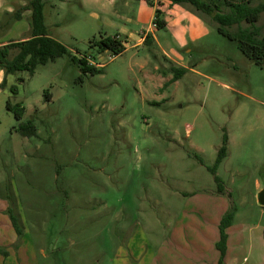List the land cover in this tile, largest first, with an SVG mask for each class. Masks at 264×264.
Returning a JSON list of instances; mask_svg holds the SVG:
<instances>
[{
	"label": "rangeland",
	"instance_id": "374dc122",
	"mask_svg": "<svg viewBox=\"0 0 264 264\" xmlns=\"http://www.w3.org/2000/svg\"><path fill=\"white\" fill-rule=\"evenodd\" d=\"M209 1L215 11L230 10L223 0ZM25 2L13 0L12 7ZM43 3L48 33L71 53L95 51L89 41L99 33L135 27L126 17L141 13L148 22L152 15L141 0ZM30 15L10 20L12 26L4 16L0 44L29 37ZM200 15L207 33L190 52L157 29L151 46L128 43L119 55L96 54L103 68L95 75H82L66 54L33 75L7 76L0 90V264H188L186 254L207 250L230 211L243 264H264V207L257 202L264 183V66ZM240 25L260 38L264 11ZM240 25L225 28L235 34ZM170 45L186 71L158 90L154 79L172 76V64L181 67L164 59ZM7 99L24 107L21 119L6 109ZM28 120L35 134L23 136L17 127ZM223 135L227 154L213 173Z\"/></svg>",
	"mask_w": 264,
	"mask_h": 264
},
{
	"label": "trees",
	"instance_id": "16d2710c",
	"mask_svg": "<svg viewBox=\"0 0 264 264\" xmlns=\"http://www.w3.org/2000/svg\"><path fill=\"white\" fill-rule=\"evenodd\" d=\"M151 3L150 0H145ZM173 3L179 4H189L196 12L199 14H206L210 17L211 21L217 24L216 30L221 35L227 37L228 39L236 41L239 50L245 54L253 63L263 67L264 66V35L257 38L253 31H249L248 28L242 27L240 24L242 21L247 23H253L257 20L259 13L264 11V2L259 3L253 7H244V5L250 0H223L225 5L229 6L228 13H221L215 11L214 7L217 5L210 4L209 0H170ZM44 3L43 0H26L23 5H19L14 8L11 17L14 19H20L21 13L25 10H30V24L31 33L30 36L22 40H9L6 43L0 44V69L4 73V77L0 82V88L4 87L6 84V76L8 74H14L19 71H26L29 75H33L37 66L44 65L48 62H53L63 55H68L70 61L76 64L81 70L82 75H95L102 72L101 67H97L88 61V58H94L95 54L102 51H109L113 55H118L124 50V44L121 40L117 38V35H104L99 33V37H93L90 39L89 44L95 51L71 53L69 49L58 39L51 36L47 28L44 25V13H43ZM156 17L154 22L157 28H163L165 26V21L159 17V10H155ZM240 25L237 28L235 34L229 32L225 26L228 25ZM246 38V39H245ZM16 49L13 55H10L11 50ZM173 75L168 83L173 82L180 78L186 71L182 67L172 68ZM82 75L78 77V81L82 82ZM21 77L18 81H22ZM16 86H11L10 91L16 93ZM50 93L45 92V99H50ZM6 109L13 113L16 119H21L24 107L21 104H11L9 100L6 101ZM17 130L23 136H32L35 134V127L32 121L28 120L24 123H19ZM227 135H223L222 145L217 151V156L214 162V166L210 168L211 172L215 173L216 167L221 163L223 158L227 154ZM215 180L219 181L217 176ZM219 191H221V185H219ZM233 217V212L226 213L220 221L219 224V239H218V249L220 252L218 264H222L223 258L226 251V228L230 225ZM12 226L17 233H20L19 226L17 225L16 219L10 216ZM263 235H264V225H263Z\"/></svg>",
	"mask_w": 264,
	"mask_h": 264
},
{
	"label": "crops",
	"instance_id": "0c3cea01",
	"mask_svg": "<svg viewBox=\"0 0 264 264\" xmlns=\"http://www.w3.org/2000/svg\"><path fill=\"white\" fill-rule=\"evenodd\" d=\"M93 1L94 0H80V6L85 7L86 2L90 3ZM141 1H145V0H141ZM12 2L13 0H0V20L4 16L9 18L7 26H12L9 24L10 20L12 21L16 20L17 22L23 19L25 14L28 13L29 11V10L23 11L21 13L20 19H14L13 17H11L12 11L14 9L12 7ZM151 5H152V15L150 19L148 20V22H147V19L141 18V13H137L135 14V17L131 16V17H126L125 19L127 24H133L135 27H128L125 24H122L113 34L104 33V35L106 36L107 35H110V36L117 35L119 37L122 44H124L125 46L124 50L121 53H123L126 50V44L128 43H130L131 46L134 48L139 47L141 45L151 46L155 41H158L157 35L155 34V30L157 29L166 30L170 35L171 42L177 45V49L184 50L185 52H190L191 47H195L197 43L202 42L203 37L207 33V26L205 23L206 21H204L202 19V16L198 12H196L189 4L173 3L170 0H159L158 3L151 4ZM123 6H125V3L123 4ZM156 8H158L159 10V17L165 21V26L163 28H157V27L152 26V22L154 18L156 17L155 16ZM145 22H146V25L142 26V24ZM107 23L108 25H113V24H110V21H108ZM138 25L140 26L139 28L136 27ZM26 38H23V39H26ZM103 53H111V52L107 50L102 51L100 53H97V57L100 59ZM162 54L165 60L171 63L173 62L174 65L175 64L179 65L182 68H185L186 70L187 66H185L186 62L184 61V57L181 54H179L177 50H174V48L171 45L168 47L167 50L163 49ZM113 56H116V55H113ZM94 58L92 57L88 58V61L97 67L103 68V64L98 63L100 60H97V59L95 60ZM174 67L178 68V66H173L172 64V68ZM146 74L149 77L150 74L147 72ZM3 77H4V73L2 69H0V82L2 81ZM171 77L172 76H167V75L157 76L154 79L156 88L158 90L164 88L165 85L170 83V82L168 83V81L171 79ZM5 86L6 84L4 85V87ZM4 87H1L0 90ZM6 101H5V104H6ZM234 217H235V212L233 213V217H232V221L230 225L225 230L226 235H227L226 251H225L222 264H243V262L246 259V256H243L242 259L238 256L240 254L239 253L240 249L238 250L237 246L240 245L241 239L238 240V237H234L233 235V229L234 227H236L234 224ZM239 234L241 235L240 229H239ZM218 239H219V231H218L217 237L215 235V237L209 240L208 245H207L208 246L207 250L202 251V253H195V254L188 255V256L186 254V257L183 258L185 259L184 261L187 262L188 264H218V260L220 256V252L218 249ZM209 250L211 251L210 253L211 257L207 255ZM193 258H194V261H193Z\"/></svg>",
	"mask_w": 264,
	"mask_h": 264
},
{
	"label": "water",
	"instance_id": "95a60500",
	"mask_svg": "<svg viewBox=\"0 0 264 264\" xmlns=\"http://www.w3.org/2000/svg\"><path fill=\"white\" fill-rule=\"evenodd\" d=\"M257 202L264 207V183H262L257 191Z\"/></svg>",
	"mask_w": 264,
	"mask_h": 264
},
{
	"label": "built area",
	"instance_id": "2783aa9c",
	"mask_svg": "<svg viewBox=\"0 0 264 264\" xmlns=\"http://www.w3.org/2000/svg\"><path fill=\"white\" fill-rule=\"evenodd\" d=\"M150 1H151L152 4H156V3L159 2V0H150ZM152 26H153V27L156 26V23H155L154 21L152 22ZM117 38H118V36H117Z\"/></svg>",
	"mask_w": 264,
	"mask_h": 264
}]
</instances>
